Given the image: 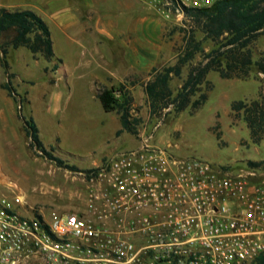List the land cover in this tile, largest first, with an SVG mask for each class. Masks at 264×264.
I'll use <instances>...</instances> for the list:
<instances>
[{
	"label": "rangeland",
	"instance_id": "obj_1",
	"mask_svg": "<svg viewBox=\"0 0 264 264\" xmlns=\"http://www.w3.org/2000/svg\"><path fill=\"white\" fill-rule=\"evenodd\" d=\"M68 1V11L72 14L71 10L76 7L73 13L81 16L77 0ZM142 3L147 7L148 16L158 19L162 26L161 55L155 62L156 67L175 64L184 49L183 29H187L190 22H186L182 14L171 11L164 1ZM46 21L55 52L51 61L40 53L34 55L25 46L9 48V72L14 73L12 83L19 101L3 88L8 75L0 62V139L4 132L7 139L21 142V148L25 145L28 150L0 151V196L21 193L29 206L41 209L46 218L55 223L62 214L86 208L87 186L82 170L100 165L116 151L137 147L141 135L149 133L154 135L155 142L171 147L176 155L206 160L217 168L237 171L250 165V161L264 162V127L254 134L246 121V111L232 107L237 100L264 101V75L256 67L246 78H222L217 71H211L208 79L212 86L204 84L202 87V92L208 93V100L196 110L190 106L180 113L168 112V109L161 113L151 111L145 83L152 78V69L131 76L125 82L134 97L141 122L137 134L125 131L117 135L122 127L120 115L104 110L97 90L106 77L104 84L108 87L113 86L112 83L120 85L108 75L122 72V61L90 50L102 47L91 41L95 28L79 35L77 41L71 38L73 30L65 31L48 18ZM13 34L10 31L1 36L0 43ZM203 36L198 29L197 37L202 39ZM204 45L207 50L212 47L209 41ZM251 49L254 59H259L264 54V37L256 40ZM201 59V55H197L183 67L181 76L171 79L174 94L186 80L190 68ZM23 117L35 119L42 140L55 155L82 170L58 166L35 151L26 134ZM26 214L32 216L34 212L30 210Z\"/></svg>",
	"mask_w": 264,
	"mask_h": 264
},
{
	"label": "built area",
	"instance_id": "obj_2",
	"mask_svg": "<svg viewBox=\"0 0 264 264\" xmlns=\"http://www.w3.org/2000/svg\"><path fill=\"white\" fill-rule=\"evenodd\" d=\"M140 1L184 16L180 5L216 0ZM90 169L86 208L55 223L21 193L0 196V264H256L264 253V165L217 168L149 133Z\"/></svg>",
	"mask_w": 264,
	"mask_h": 264
},
{
	"label": "trees",
	"instance_id": "obj_3",
	"mask_svg": "<svg viewBox=\"0 0 264 264\" xmlns=\"http://www.w3.org/2000/svg\"><path fill=\"white\" fill-rule=\"evenodd\" d=\"M176 5L179 6L177 2ZM180 6L184 12V20L190 22L189 27L183 29L184 49L175 64L162 68L153 67L152 78L145 83V91L153 113L158 111L161 113L166 109L168 112L180 113L190 106L195 110L200 108L209 98L208 93L202 92V87L204 84L212 86L208 74L213 70L222 78H246L253 67H256L257 71L264 75V54L259 59H254L251 49L256 40L264 37V0H216L204 7ZM198 29L204 34L202 39L197 37ZM10 31L14 32L13 36L0 43V62L8 75L3 88L14 100L19 101V95L12 83L14 73L9 72L7 59L9 48L18 49L25 46L34 55L40 53L49 61L55 57V52L50 27L34 10H10L0 7V37ZM206 41L212 43L209 50L204 45ZM197 55H201V61L190 68L186 80L174 94L170 87L171 79L174 76H181L183 67ZM54 67L57 69L58 64ZM197 94L198 97L194 99ZM97 97L106 112H116L120 115L122 127L117 130V135L125 131L138 133L141 118L137 116L134 97L126 82L120 83L119 86H99ZM232 107L237 111H246V121L254 134L264 127L263 100L255 99L251 103L237 100L233 102ZM23 121L30 145L35 151H40L58 166L74 171L82 170L78 166L67 164L63 158L46 148L33 117L29 119L23 117ZM262 164H264L262 161H250L252 166ZM256 264H264V253L257 259Z\"/></svg>",
	"mask_w": 264,
	"mask_h": 264
},
{
	"label": "crops",
	"instance_id": "obj_4",
	"mask_svg": "<svg viewBox=\"0 0 264 264\" xmlns=\"http://www.w3.org/2000/svg\"><path fill=\"white\" fill-rule=\"evenodd\" d=\"M68 2L0 0V5L34 10L45 21L48 18L65 31L73 30L71 38L77 41L79 35L95 28L91 41L93 45L101 44L102 47H91L90 50L109 54L112 59L122 61V72L108 75L113 81L124 83L129 77L145 74L156 66L155 62L161 55L162 26L158 19L148 16L147 7L140 0H77L81 16L73 13V9H76L74 6L72 14L68 11ZM104 83L102 84L105 85ZM43 143L50 149L44 141ZM20 145L21 142L13 138L7 139L3 132L0 151H28L25 145L22 144L23 148Z\"/></svg>",
	"mask_w": 264,
	"mask_h": 264
}]
</instances>
